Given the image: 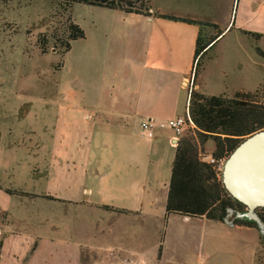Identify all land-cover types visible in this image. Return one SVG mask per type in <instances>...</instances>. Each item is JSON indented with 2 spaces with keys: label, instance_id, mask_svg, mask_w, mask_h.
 I'll return each mask as SVG.
<instances>
[{
  "label": "crops",
  "instance_id": "0c3cea01",
  "mask_svg": "<svg viewBox=\"0 0 264 264\" xmlns=\"http://www.w3.org/2000/svg\"><path fill=\"white\" fill-rule=\"evenodd\" d=\"M146 1L150 15L75 4L85 38L26 74H37L36 92L16 89L0 142V264H257L259 239L248 236L258 229L167 216L178 143L170 129L148 138L141 122L183 116L192 91L253 92L264 79L216 89L207 62L190 89L200 27L156 13L218 25L215 10ZM226 1L225 33L264 36V0Z\"/></svg>",
  "mask_w": 264,
  "mask_h": 264
},
{
  "label": "rangeland",
  "instance_id": "374dc122",
  "mask_svg": "<svg viewBox=\"0 0 264 264\" xmlns=\"http://www.w3.org/2000/svg\"><path fill=\"white\" fill-rule=\"evenodd\" d=\"M152 1L153 5L163 8L172 6L174 3H181L183 0ZM198 3L205 11L215 10L213 11L214 17L217 19L216 23L220 29L224 30L228 26L229 19L223 12L227 7L226 0L215 2L213 0H198ZM134 6L135 10L148 12L141 3H135ZM237 9L238 5L235 7L230 27L235 21ZM148 13L151 14V10ZM70 18L71 7L67 0H0L1 144L6 143L9 138V111L11 110L9 102L16 97V89H25L29 95L38 90L40 81L37 74H26L29 71L36 72L39 68L46 70L50 65L56 64L57 56L41 54L39 41L48 42L46 47L48 53L59 55L65 53ZM227 32L204 56L202 67L208 62L207 76L218 87L216 89L227 86L230 91L232 89L253 91L264 79V37L260 41H255L240 31ZM203 34L215 36L216 31L211 27H206ZM257 48L263 52V56L258 54ZM196 82L197 80L194 81V85ZM259 89L262 90L260 100L264 101V83ZM235 93L226 95L233 97ZM22 94H26V92ZM197 131V128L189 127L184 131L181 139L196 140ZM209 142L215 143L213 139H208L199 145L200 157L204 158L205 162L212 157L209 155ZM222 159L227 162L229 158L225 156ZM220 180H223V176L220 177ZM245 213L234 211L227 221L244 220L247 218ZM256 213L258 214V212ZM258 229L259 234L252 232L248 237L255 242L259 239L257 264H264V227L259 226Z\"/></svg>",
  "mask_w": 264,
  "mask_h": 264
},
{
  "label": "trees",
  "instance_id": "16d2710c",
  "mask_svg": "<svg viewBox=\"0 0 264 264\" xmlns=\"http://www.w3.org/2000/svg\"><path fill=\"white\" fill-rule=\"evenodd\" d=\"M67 3L71 8L75 4H86L145 15H150L148 12L152 9L146 0H67ZM135 3H141L148 12L135 10ZM156 15L200 27L195 51L194 73L196 80L204 56L225 34V30L220 29L216 24L192 18L162 13H156ZM234 24L235 21L231 28ZM206 27L215 29L216 35L205 36L203 32ZM68 32L65 52L71 48L73 41L85 38L84 30L73 21L72 16L69 19ZM243 33L255 41H260L264 37L262 34L254 32L243 31ZM47 45L48 42L39 41V48L43 54L48 53ZM257 52L263 56V52L259 48H257ZM261 91V89L255 92L238 91L233 97L225 94L206 96L196 91L191 92L189 109L198 129L197 138L196 140L181 139L178 143L166 207L167 216L175 214L225 223L232 212L245 213L248 210L244 203L235 199L228 192L223 180L217 177L213 165L201 159L199 145L208 139H213L216 149L212 157L216 160L225 156L229 158L246 138L263 130L264 101L260 100ZM7 192L21 196H32L12 190H7ZM106 209L111 208L106 207ZM257 212L264 223V208L258 209ZM232 224L259 228L257 221L248 218L244 220L234 219Z\"/></svg>",
  "mask_w": 264,
  "mask_h": 264
},
{
  "label": "water",
  "instance_id": "95a60500",
  "mask_svg": "<svg viewBox=\"0 0 264 264\" xmlns=\"http://www.w3.org/2000/svg\"><path fill=\"white\" fill-rule=\"evenodd\" d=\"M223 182L228 192L248 207L245 217L264 227V129L246 138L226 162Z\"/></svg>",
  "mask_w": 264,
  "mask_h": 264
},
{
  "label": "built area",
  "instance_id": "2783aa9c",
  "mask_svg": "<svg viewBox=\"0 0 264 264\" xmlns=\"http://www.w3.org/2000/svg\"><path fill=\"white\" fill-rule=\"evenodd\" d=\"M194 72L195 69L193 70L192 77L186 83V85L190 89L194 87V81H195ZM189 127L197 128L191 117L189 106L187 107L186 113L183 116L176 117L168 121H160L150 118V119H145L141 122V129L148 138H154L158 130L170 129L174 135L173 136L174 143H179L178 141L181 140L184 131ZM207 162L213 165L217 177L220 179V177L223 176L224 173L226 160L225 159L216 160L213 157H211L208 159Z\"/></svg>",
  "mask_w": 264,
  "mask_h": 264
}]
</instances>
